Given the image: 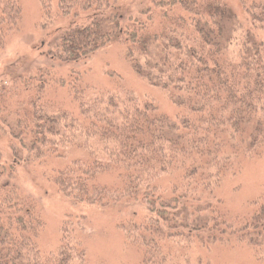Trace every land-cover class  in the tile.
Segmentation results:
<instances>
[{
  "label": "trees",
  "instance_id": "obj_1",
  "mask_svg": "<svg viewBox=\"0 0 264 264\" xmlns=\"http://www.w3.org/2000/svg\"><path fill=\"white\" fill-rule=\"evenodd\" d=\"M119 1L58 0L62 15L87 16L53 37L47 53L74 63L122 42L132 69L164 91L178 112L171 116L127 90L87 95L79 79L71 86L77 112L53 110L46 101L40 104V83L29 103L42 132L29 133L46 140L26 143L23 132L17 137L29 155H42L48 144L52 149L57 133L87 153L89 158H73L57 170L59 191L74 203L142 202L147 214L120 225L127 238L139 239L144 262H153L162 240L188 243L197 236L205 244L247 242L264 264V202L249 217L232 219L217 208L216 195L245 160L264 158V0H238L245 17L228 0H150L136 10L123 9ZM41 2L49 26L55 21L52 3ZM21 18L19 0H0V43ZM40 72L45 81L46 69ZM4 93L0 88V107L6 106ZM27 120L19 118L13 131ZM107 174L116 182L104 183ZM165 176L175 177L167 184ZM166 222L177 235H170ZM43 227L32 199L0 183V264L86 263L81 241L65 226L54 252L40 250Z\"/></svg>",
  "mask_w": 264,
  "mask_h": 264
},
{
  "label": "rangeland",
  "instance_id": "obj_2",
  "mask_svg": "<svg viewBox=\"0 0 264 264\" xmlns=\"http://www.w3.org/2000/svg\"><path fill=\"white\" fill-rule=\"evenodd\" d=\"M148 1L120 0L119 3L125 10H136ZM228 1L241 17L247 16L238 0ZM19 2L21 21L0 43V88H5L2 96L6 99V106L0 107V183L19 188L39 210L44 227L38 235V248L44 253L54 252L65 236V226L72 233L70 235L75 234L81 241L85 264H262L258 259L262 254L258 251L255 254L247 242L205 244L196 241L197 236L188 243L176 237L162 240L153 262L146 263L139 239L127 238L126 227L120 225L123 219L147 214L142 202L125 200L119 203L111 199L95 204L74 203L59 191L57 170L64 168L73 158L89 157L83 150L62 142L61 133L52 135L50 143L53 148L48 144L42 155L33 152L29 155V148L23 145L21 137H17V133L23 132L26 143L40 144L46 140L42 135L32 138L29 133L30 130L42 132L32 119L33 109L29 103L40 83L41 87L44 86L41 106L46 101L47 107L49 104L53 110L63 106L74 114L77 106L71 86L78 79L81 87L87 86V95L96 90H127L139 101H152L171 116L178 109L164 91L151 86L132 69L122 42L108 45L80 62L60 63L54 60L47 53L48 43L72 23H83L87 15L82 14L76 19L64 16L59 11L58 0H51L55 21L47 26L41 0ZM42 68L47 71L43 73L45 81H41ZM53 110H49V114ZM25 117L29 123L14 132L13 125ZM61 132L65 138L66 130L62 128ZM27 155L31 158L28 161ZM174 177L165 176L164 182L169 184V179L174 180ZM103 181L113 183L116 177L107 174ZM216 195L220 201L217 208L226 211L232 219L249 217L260 211V203L264 202V158L245 160L237 174L227 176ZM166 228L170 229V235H177L167 222Z\"/></svg>",
  "mask_w": 264,
  "mask_h": 264
}]
</instances>
